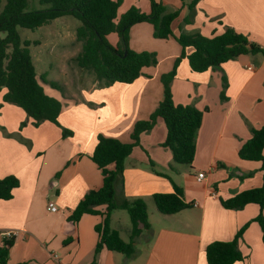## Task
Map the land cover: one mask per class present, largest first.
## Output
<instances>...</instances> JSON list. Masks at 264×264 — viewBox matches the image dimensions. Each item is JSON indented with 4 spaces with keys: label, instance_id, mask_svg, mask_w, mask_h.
Here are the masks:
<instances>
[{
    "label": "crops",
    "instance_id": "1",
    "mask_svg": "<svg viewBox=\"0 0 264 264\" xmlns=\"http://www.w3.org/2000/svg\"><path fill=\"white\" fill-rule=\"evenodd\" d=\"M155 1L166 13L180 12L172 23L174 36L211 38L230 28L264 51V0H198L193 9L189 4L194 0ZM133 6L146 14L151 11L150 0H123L119 16ZM153 34L148 22L131 28V49L155 52L158 58V64L145 67L132 84L107 86L91 72L93 79L87 80L84 73L88 71L81 68L71 80L73 90L61 96L41 82L33 60L45 93L62 103L60 126L50 122L35 126L22 108L3 101L6 90L0 92V179L19 180L12 199L0 200V246L14 239L9 264L93 263L102 215H84L78 223L69 216L90 191L103 185L102 173L91 159L99 135L132 142L136 123L148 120L163 99L161 76L173 68L183 49L174 37L157 39L159 47L151 48ZM52 35L56 37L57 31L52 30ZM111 43L116 46L118 39ZM192 52V47L186 48L187 55ZM224 76L228 87L222 101ZM172 93L175 104L204 111L194 163L188 167L174 162L172 151L163 146L165 122L158 118L126 159L123 183H116L115 195L118 204L125 199L145 200L151 229L136 240L133 256L102 250L97 263L207 264L206 249L211 243L233 241L249 224L238 240L243 260L235 264H264L262 230L253 222L259 206L232 210L221 203L263 183L262 163L241 159L239 151L253 130L264 125V53L244 55L203 73L193 72L185 58L172 82ZM63 129L72 134L64 136ZM199 172L206 173L202 182L196 179ZM174 184L183 190L190 206L172 215L161 214L153 195L172 193ZM51 202L58 212H48ZM97 210L103 213L105 206ZM121 212L127 211L113 212L111 228L130 233L129 219Z\"/></svg>",
    "mask_w": 264,
    "mask_h": 264
},
{
    "label": "trees",
    "instance_id": "2",
    "mask_svg": "<svg viewBox=\"0 0 264 264\" xmlns=\"http://www.w3.org/2000/svg\"><path fill=\"white\" fill-rule=\"evenodd\" d=\"M29 1L7 0L0 12V92L6 90L3 101L22 108L35 126L44 122L60 126L58 119L62 103L45 93L37 78L29 50L31 42L22 40L19 28L37 30L65 16L76 18L81 22L76 29V40L82 44V50L74 61L83 70L93 73L97 80L104 81L107 86L115 83L132 84L142 75L145 67L158 64L155 52H136L131 49V28L136 24H152L155 39L166 40L174 37L183 49L173 68L161 76L163 99L148 120L136 123L131 135L132 142L124 143L99 135L91 159L102 173L103 185L100 189L90 191L69 216L71 222L78 223L84 215H102L103 221L96 227L99 238L92 264H98L97 255L102 250L131 257L136 252V240L144 231L151 229L148 206L143 199H125L118 204L115 195L116 183H123L126 159L131 155L133 148L139 145L140 136L150 132L157 119L161 118L167 129L163 146L172 151L174 162L191 166L196 156V140L204 111L192 105H177L173 100L172 82L178 74L181 61L187 58L193 72L203 73L241 56L256 55L264 51L245 35L230 28L211 38L200 34L174 36L172 23L180 12L166 13L165 7L155 0H150L149 14L133 6L120 16L118 11L123 0H40L41 4L49 7L27 12ZM1 2L2 0L0 5ZM197 2L198 0H194L189 7L193 9ZM111 34L118 35L119 42L116 46L108 39ZM188 47L193 48L189 55L186 53ZM41 80L52 88L63 91L55 82L42 77ZM222 81L223 101L226 99L228 84L225 76ZM207 110L208 108L205 109ZM71 134V131L63 129L64 136ZM239 156L243 160L262 163V186L243 191L228 200H222L221 203L224 208L232 210L243 209L249 204L258 205L260 212L253 222L260 226L264 243V125L253 130L252 138L242 146ZM18 187L19 180L16 177L0 179V200L12 199L13 191ZM153 200L158 211L165 215L178 213L190 206L184 200L183 190L175 184L172 193L154 194ZM100 206H105L103 213L97 210ZM118 209L127 211L131 219L129 242L124 241L120 233L111 228L112 214ZM248 226L249 224H246L241 228L233 241L211 243L206 249L207 264H235L242 261L243 255L238 248V240ZM13 244L14 239L10 238L4 240L0 246V264H9L8 256Z\"/></svg>",
    "mask_w": 264,
    "mask_h": 264
},
{
    "label": "rangeland",
    "instance_id": "3",
    "mask_svg": "<svg viewBox=\"0 0 264 264\" xmlns=\"http://www.w3.org/2000/svg\"><path fill=\"white\" fill-rule=\"evenodd\" d=\"M6 3L7 0H2L0 12L3 10ZM48 7L49 5L41 4L40 0H30L26 11L33 12ZM80 25L81 22L76 18L65 16L52 21L51 23L44 25L37 30L19 28V33L22 40L31 42L29 50L34 62H36L37 72L39 73L40 80L41 77L47 80L50 79L61 86L63 91L53 88L61 96L65 95L67 91L73 90L71 80L74 76L79 75V69H81L74 61L75 57L82 50V44L76 40V29ZM52 30L57 31L56 37L52 35ZM114 37H116L119 42L117 34H112L108 38L109 41H114ZM141 38L146 42L149 40L148 35H141ZM56 39L63 40L62 44L55 45L56 43H54V40ZM151 41V48L159 47L158 43L160 40L154 39L152 37ZM36 42H40L41 45L35 44ZM84 75L87 80L93 79V75L90 72H85ZM41 82L43 81L41 80ZM121 213H123L122 215H127V218L129 219V225H131L132 228L131 219L128 213ZM120 230L121 238L124 241L129 242L130 233H127V231L124 229Z\"/></svg>",
    "mask_w": 264,
    "mask_h": 264
},
{
    "label": "built area",
    "instance_id": "4",
    "mask_svg": "<svg viewBox=\"0 0 264 264\" xmlns=\"http://www.w3.org/2000/svg\"><path fill=\"white\" fill-rule=\"evenodd\" d=\"M205 178H206V173L205 172H199L196 179H197L198 182H202ZM194 206H197V204H195ZM47 210L50 213H56V212H58V207H57V205L55 203L51 202V203L48 204ZM4 236L12 237V234L11 233H6V234H4Z\"/></svg>",
    "mask_w": 264,
    "mask_h": 264
}]
</instances>
